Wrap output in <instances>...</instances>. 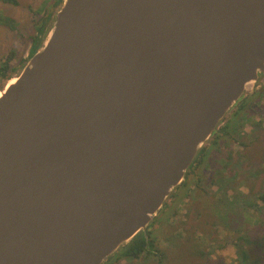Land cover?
I'll return each instance as SVG.
<instances>
[{
	"label": "water",
	"instance_id": "water-1",
	"mask_svg": "<svg viewBox=\"0 0 264 264\" xmlns=\"http://www.w3.org/2000/svg\"><path fill=\"white\" fill-rule=\"evenodd\" d=\"M0 96V264H106L264 81V0H61Z\"/></svg>",
	"mask_w": 264,
	"mask_h": 264
},
{
	"label": "rangeland",
	"instance_id": "rangeland-1",
	"mask_svg": "<svg viewBox=\"0 0 264 264\" xmlns=\"http://www.w3.org/2000/svg\"><path fill=\"white\" fill-rule=\"evenodd\" d=\"M18 1L19 5L0 1V67L10 51L15 50L17 57L12 61L14 75L31 56L32 42L29 35L34 31L33 13L39 12L38 17L43 18L47 13L52 15L57 9V0ZM7 20L14 28L2 24ZM8 80L0 78V88H5ZM260 93L264 94V81L253 88L246 99H250L254 107L249 111L250 126L261 121L263 127V130L256 132L243 126L241 135L248 136V139L254 133L264 137V101H258ZM241 142L235 141L233 148L243 151ZM252 145L257 156L247 154L253 158L245 160L244 173L238 169H227L224 174L230 179L238 176L233 181L235 185L230 181V195L234 203H217L211 195L218 189L210 185V180H206L196 192L193 190L191 195L181 196V190L178 189L175 195L179 197L176 199L174 195L150 226L149 232L155 241L152 252L133 262L117 263L118 257H114L106 264H160L159 255L162 264H264V201L258 200L264 195V175L258 179L252 176L257 168L264 170V154L261 155L260 151L264 153V138ZM190 177L191 173L185 182ZM239 194L248 197H243L239 203ZM178 200L181 203H175ZM171 203H174L172 207ZM237 251L240 257L242 253L246 258L239 259Z\"/></svg>",
	"mask_w": 264,
	"mask_h": 264
},
{
	"label": "trees",
	"instance_id": "trees-1",
	"mask_svg": "<svg viewBox=\"0 0 264 264\" xmlns=\"http://www.w3.org/2000/svg\"><path fill=\"white\" fill-rule=\"evenodd\" d=\"M0 1L4 2V3H10L13 5H19L18 0H0ZM60 3H61V0H57L55 2V5H57L56 8L59 6ZM38 15H39V12L33 13L32 24H33L34 31L31 35H29L30 36L29 39L32 42L31 55L39 47L41 40L45 34L47 25H48V23L52 17V15L48 14V13L43 18L38 17ZM6 22H3L2 24H4L5 26L14 28L13 25L9 24V20H7ZM16 57H17L16 51L11 50L9 53V56L3 61V64L0 67V78L4 79L5 81L8 79L10 80L12 78V75H14V73H15V69L12 66V61L15 60ZM1 88L4 89L3 87H1ZM258 101L259 102L264 101V94H262V93L259 94ZM252 109H254V107L251 104L250 99L241 101L237 110L230 116V118H228L226 120L227 123L229 121L233 122V123H231V125H229L227 130L233 131V132L237 133L238 135H239V132H240V134H242L241 128L243 126L249 127L251 130L256 131V132H258L260 129L263 130L261 121H258L255 123V125L250 126L251 118L249 116V111ZM224 127H223V129L221 128L219 132L225 130ZM218 133L216 134V136L218 135ZM252 136L253 137L251 139H248V140L246 139L247 141L245 140L241 144L243 145V147H244L243 151L246 152V154H254L255 156H257V154L253 150L254 146L252 144L256 143V141L261 142L264 137H262L261 134L257 135L256 133L252 134ZM253 138H255V139H253ZM227 143H226V145H227ZM206 151H207V149H205L200 154L199 159L197 160V162L195 163V165L193 167H195L197 165L198 161L201 159V156ZM260 151H261V155H263L264 154L263 151L262 150H260ZM231 153H233V152H230L228 154V156H227L228 158L231 157ZM238 153H239L240 157H244V159L246 156H248L250 159L253 158L252 155H246V154H242L240 152H238ZM258 155H260V154H258ZM256 160H257V158H256ZM242 163L244 165L243 161H242ZM249 166L251 168V164ZM239 168H240V170H243V166L239 167ZM223 172L224 171H219V172H216L214 175H212L211 180H213L214 177L216 178V180L212 181V185L214 187H217L218 190L216 193H213L211 196L215 199V201L217 203H234V201L232 200V197L230 195V182L227 183V181H225V182L221 181V175L223 174ZM247 173L250 174V171H247ZM262 175H264V170L257 168V170L254 171L252 176L255 177L256 179H258ZM218 177H220V178H218ZM222 184L224 186H222ZM200 187H203V186H200ZM239 195L241 198L239 203L241 202L243 197H246V199L248 197V195H245V194H242V196H241V194H239ZM258 200L264 201V195L260 196L258 198ZM154 246H155V241H154L152 235L150 234V232L148 231L147 236L144 233L140 234L131 243L126 245V247H124L122 250H120L114 257H116V258L118 257L116 259L117 263H121L123 261L129 262V260H132V261L135 260L136 261V260L141 259L143 256L146 257L147 255H149L152 252V249ZM159 256H160L159 263L162 264V259H161L162 257H161V255H159ZM237 256L239 259H241V257H242L243 260L246 258V256L242 253H241V257H240L238 251H237Z\"/></svg>",
	"mask_w": 264,
	"mask_h": 264
},
{
	"label": "flooded vegetation",
	"instance_id": "flooded-vegetation-1",
	"mask_svg": "<svg viewBox=\"0 0 264 264\" xmlns=\"http://www.w3.org/2000/svg\"><path fill=\"white\" fill-rule=\"evenodd\" d=\"M233 122H228L225 121L224 125L221 127L225 130L221 131L218 133L217 136L214 137L212 142L208 145L206 148L207 151L201 156V159L198 161L197 165L193 167L191 173V177L185 184L180 186L179 190H181V196L182 195H191L194 192H196L200 186H204L206 180H210V185H212V181L216 180L214 177L213 180H211L212 175H214L216 172L219 171H224L223 174L221 175V181L229 183L230 181H234L238 176L230 178H226L224 174L227 172L226 170H231V169H238L240 173H244V169L240 170L239 167L243 168L246 165L245 160L250 161V158L248 156L245 157H240L239 153L246 154V152L242 150H237L233 148V143L235 141L241 140L242 142L245 141L246 139L248 140V136H242L239 132V135L233 131L227 130L229 125H231ZM246 140V141H247ZM228 142V143H227ZM241 142V143H242ZM227 143V145H226ZM242 144H240L241 146ZM242 151V152H241ZM231 153V157L228 158V154ZM247 155V154H246ZM244 162V165L242 163ZM250 165V163H248ZM214 170V171H213ZM208 173H211V175H208ZM201 177V178H200ZM220 178V177H218ZM219 180V179H218ZM222 183V182H221ZM232 184L235 185V182ZM222 186H224L222 184ZM193 187V189H192ZM214 188V186L212 185ZM209 188V187H208ZM178 195H175V198L177 199ZM175 203H181V200L176 201ZM174 203H171V207Z\"/></svg>",
	"mask_w": 264,
	"mask_h": 264
},
{
	"label": "bare ground",
	"instance_id": "bare-ground-1",
	"mask_svg": "<svg viewBox=\"0 0 264 264\" xmlns=\"http://www.w3.org/2000/svg\"><path fill=\"white\" fill-rule=\"evenodd\" d=\"M18 64H19V63H18ZM12 74H13V73H12ZM12 83H13V80L9 81L8 84H7V86L5 87V90H7L8 87H9L10 85H12ZM1 87H2V86H1ZM1 89H2V88H1ZM5 90H4V91H5ZM4 91H1V92H0V96L3 94ZM200 178H201V177H200ZM159 216H160V215H159ZM162 226H163V225H162ZM162 226H161V227H162ZM132 262H133V261H132Z\"/></svg>",
	"mask_w": 264,
	"mask_h": 264
}]
</instances>
